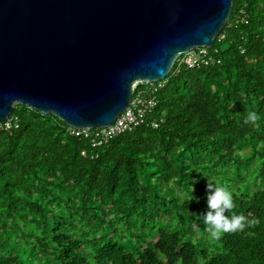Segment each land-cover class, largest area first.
<instances>
[{"label": "trees", "instance_id": "trees-1", "mask_svg": "<svg viewBox=\"0 0 264 264\" xmlns=\"http://www.w3.org/2000/svg\"><path fill=\"white\" fill-rule=\"evenodd\" d=\"M185 54L144 121L96 149L14 107L0 124V264H264V0H234L209 64ZM209 178L244 217L218 239L203 223Z\"/></svg>", "mask_w": 264, "mask_h": 264}, {"label": "water", "instance_id": "water-1", "mask_svg": "<svg viewBox=\"0 0 264 264\" xmlns=\"http://www.w3.org/2000/svg\"><path fill=\"white\" fill-rule=\"evenodd\" d=\"M234 0H0V124L17 104L70 127L113 124L139 83L211 47Z\"/></svg>", "mask_w": 264, "mask_h": 264}, {"label": "built area", "instance_id": "built-area-1", "mask_svg": "<svg viewBox=\"0 0 264 264\" xmlns=\"http://www.w3.org/2000/svg\"><path fill=\"white\" fill-rule=\"evenodd\" d=\"M197 48L199 49L198 52L196 50ZM208 48L209 47L207 46L196 47L195 49L188 51L185 54L186 56L182 58L180 62L186 63V65L190 67L198 63L199 60L209 64L210 56L206 58V55H208ZM161 87H163L162 82L157 84L154 82L150 83L146 88L140 89L138 93L133 96L127 109L118 116L113 124L106 127L92 129H79L72 127L71 133L88 138L92 148L94 149L103 146L119 134L132 130L144 121L147 113L156 106L157 99L155 93ZM5 125L9 128L11 126V121L7 120ZM82 153L85 154L86 151H83ZM96 156H98V154H96Z\"/></svg>", "mask_w": 264, "mask_h": 264}, {"label": "clouds", "instance_id": "clouds-1", "mask_svg": "<svg viewBox=\"0 0 264 264\" xmlns=\"http://www.w3.org/2000/svg\"><path fill=\"white\" fill-rule=\"evenodd\" d=\"M256 119L257 115L253 112L248 114L246 122H254ZM207 188V211L203 215V223L209 237L218 239L225 233L242 230L245 226L244 217L235 213L228 215L234 208L231 191L211 178H209Z\"/></svg>", "mask_w": 264, "mask_h": 264}]
</instances>
